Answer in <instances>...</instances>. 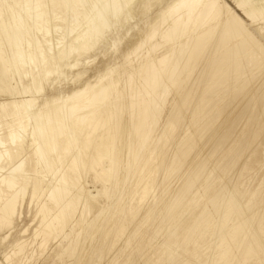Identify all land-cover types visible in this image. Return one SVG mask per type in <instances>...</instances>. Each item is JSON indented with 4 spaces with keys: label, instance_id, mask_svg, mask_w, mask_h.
Returning <instances> with one entry per match:
<instances>
[{
    "label": "bare ground",
    "instance_id": "obj_1",
    "mask_svg": "<svg viewBox=\"0 0 264 264\" xmlns=\"http://www.w3.org/2000/svg\"><path fill=\"white\" fill-rule=\"evenodd\" d=\"M36 259L264 264V0H0V264Z\"/></svg>",
    "mask_w": 264,
    "mask_h": 264
},
{
    "label": "rangeland",
    "instance_id": "obj_2",
    "mask_svg": "<svg viewBox=\"0 0 264 264\" xmlns=\"http://www.w3.org/2000/svg\"><path fill=\"white\" fill-rule=\"evenodd\" d=\"M98 68H101L102 67V62H99L97 64ZM90 78L93 76V73L91 72L90 73ZM71 87V84H67L66 82H62V85L61 87H58V90H63V91H67L69 88ZM92 182V181H91ZM34 219V213H30V209L28 208V205H26L24 207V216L22 218V222L20 223L21 226L25 225V224H32V221ZM43 260H37L36 259V263L37 264H45L44 261L42 262ZM50 262H53L52 260Z\"/></svg>",
    "mask_w": 264,
    "mask_h": 264
}]
</instances>
